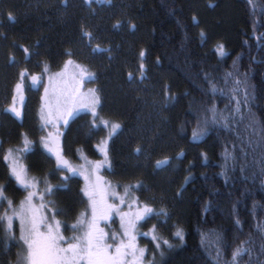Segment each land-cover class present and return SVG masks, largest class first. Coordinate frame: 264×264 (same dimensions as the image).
<instances>
[{
	"label": "trees",
	"instance_id": "1",
	"mask_svg": "<svg viewBox=\"0 0 264 264\" xmlns=\"http://www.w3.org/2000/svg\"><path fill=\"white\" fill-rule=\"evenodd\" d=\"M70 59L94 72L102 99L99 118L120 128L109 138L110 126L94 129L92 114L79 113L63 133V158L73 168L70 160L81 155L99 161L106 142L105 170L119 196L125 187L142 185L129 187L125 203L115 199V205L137 211V205L147 204L168 213L137 224L142 264H215L217 237L220 264L249 238L251 256L244 255L240 264H264V142L256 143L264 137V0H0V185L14 203L26 196L4 157L8 147L29 138L30 150L21 149L23 161L40 189L53 187L51 195L44 192L43 210H56L52 217L67 237L80 229L71 225L91 221L84 177L57 170L54 155L41 147L38 112L47 72ZM32 76L40 77L39 83ZM19 83L25 101L21 119L6 111ZM237 100L243 120L230 127L205 125L209 108L227 114ZM250 120L255 131L247 128ZM5 211L10 215L7 203L0 205V215ZM118 216L111 213L99 228L114 230ZM177 228L182 240L173 235ZM13 235L9 240L0 225V264H17L25 250L15 220ZM161 239L173 247L157 248Z\"/></svg>",
	"mask_w": 264,
	"mask_h": 264
},
{
	"label": "snow or ice",
	"instance_id": "2",
	"mask_svg": "<svg viewBox=\"0 0 264 264\" xmlns=\"http://www.w3.org/2000/svg\"><path fill=\"white\" fill-rule=\"evenodd\" d=\"M86 2L90 4L91 0H86ZM97 2L110 3L111 0H97ZM9 19H14V16L11 13H9ZM193 19H195V17ZM85 35L90 36V33L85 32ZM217 51L221 55H224L223 45H218ZM141 56H144L143 52L141 53ZM71 63V61H68V64ZM141 68H143V65H141ZM46 70L47 69L45 68V71ZM25 74L26 72L20 73L21 77H23ZM80 75L81 77H83L90 74L85 73L84 70L81 69ZM141 78L143 79V77ZM32 81L33 83H39L40 77L32 76ZM235 83L239 85L241 81H235ZM20 87V84L16 85L17 92H19ZM211 87L213 90V94H215L218 90L215 88V85H211ZM236 91V88L232 89L233 93ZM47 93L48 90L45 89L46 96ZM248 95V92L245 90V104L248 102ZM15 100L16 98L13 97V104L10 108L6 109V111L14 113L19 117L21 115V112L17 109ZM99 107H102V104L100 98L96 95L95 90H89L87 96L85 97L82 93L79 92L78 87H72L71 89H68L65 92L61 93V98L57 100L55 115H53L52 106L49 105L47 100H45V105L41 109L42 119L45 120V123L42 127H46L49 124L55 126L59 122L67 125V117H71L73 113L79 108H86L94 118L92 121V128H99L101 125H103L104 127L110 126L111 133L109 138H111V135L116 134L117 130L120 128V125H110L109 121L100 119L99 113L97 112V108ZM225 111L227 112V114H225V112L218 111L215 106L209 108L208 112L210 113V116L205 117V125L212 123L222 124L225 127H230L231 121L244 119V117L241 115L239 100L236 101V107L232 109V111L228 112L227 109ZM97 120H99V124L96 123ZM247 128L255 131V121L250 120ZM197 135L198 133L194 131L193 138L195 139ZM199 135H203V133H200ZM42 142L45 144V147H48V144L53 141L47 140ZM261 142H264V137L261 138V141L256 143L257 145H259ZM29 143L30 142L27 140V138H25L24 151L30 150V148L28 147ZM252 143L253 141L249 140V144L251 145ZM48 150L55 157L56 167L58 171H67L72 174H83L81 169L73 168L69 164V162L63 158L62 151L59 148H49ZM101 151L104 153L105 157H107V149L101 148ZM136 151L139 152L140 149H137ZM182 155L183 153H180V156ZM227 158L228 157L226 156V159ZM232 159H235V157H232ZM4 160L9 162L8 166L10 169V176L14 178L17 184H19L28 193L25 199L21 201L19 207H13V202L9 200L5 194L4 186L0 185V205H2L3 203H7L9 209L11 210V215H9L7 211H5L3 215H0V225H4V231L7 233V237L9 240L14 239V220H18L20 223V239L25 247V250L23 253L18 254L17 264H142L145 249L137 247L135 235L136 223L144 220L150 215H168L165 209H161L159 212H155L154 209L149 207L147 204H144L142 207L137 205L138 210L135 213H121L120 207L107 203V196L111 195L113 199H118L121 205L125 203V198L123 196H119L114 191L110 193L107 192L103 187L100 186V178L97 177L94 184L86 186L83 190L84 195L87 196L90 201L92 219L88 222H85L83 219H81L77 224L71 225L74 230L78 227H84L86 230L84 231L82 236H73L72 241L74 242L69 243L62 235L59 234V221H55V225L47 223L46 218L42 212V209L46 207L43 203L44 196H38V193L36 191H29V189L37 188V181L35 180V178L30 179L27 176L26 170L17 163L12 149L8 150V154L4 157ZM167 162V159H165L164 161H157V166H161L163 164H166ZM103 163H107V159H105ZM86 164L89 168L94 169H99L102 166L101 162H95L93 164L92 162L86 161ZM262 173H264V168H262ZM62 179L66 181L69 179V177L65 176ZM87 179L88 177L85 176V180ZM56 187L63 188L64 185L61 184ZM129 187L140 188L142 187V185L136 184L125 187V195L128 194ZM44 192L48 195H51L53 193V187L46 186ZM37 196L41 201L39 207L33 204V199ZM49 203L51 204L53 202L49 201ZM129 207H131V205H129ZM51 211L54 217L56 215V210L52 209ZM113 212L120 214L124 238L121 239L119 237L113 236V239H118L119 243L110 245L105 242L108 238L107 233H105L103 229L99 228L98 225L99 221H106L109 218L110 214ZM236 223L239 224V220H237ZM42 227L46 228V232L41 231ZM258 228H260L259 225ZM261 231H264V228H261ZM153 232H155V226L153 227ZM173 235L180 238L181 240L183 239V231L179 228H177L176 232ZM152 239L156 241L157 237L153 235ZM61 242L66 243L67 247H62ZM219 242V237H217V242L213 245L216 250L215 264H220L221 249L219 247ZM161 243L163 245H166L168 248L173 247V245H171L169 241L165 239H161L156 243L155 246L157 248H160ZM251 243L252 240L251 238H249L248 240L242 241L239 245L232 247L231 260L225 261V264H240V261L242 260L244 255L247 254L251 256L252 248L249 246L251 245ZM113 248L114 251H112ZM262 251H264V246H262ZM161 255H163V252H161ZM129 258H131V261H129Z\"/></svg>",
	"mask_w": 264,
	"mask_h": 264
},
{
	"label": "rangeland",
	"instance_id": "3",
	"mask_svg": "<svg viewBox=\"0 0 264 264\" xmlns=\"http://www.w3.org/2000/svg\"><path fill=\"white\" fill-rule=\"evenodd\" d=\"M71 64H65L61 67H59L58 69H49V71L47 72V78L46 81L44 83V88H43V102L41 105V109L44 107L45 105V100H47V102L49 103V105L52 106L53 109V115H55L56 113V104H57V100L59 98H61V93L65 92L68 89H71L72 87H78L79 88V92L82 93L85 97L87 96L89 90H95L96 95L100 98V101H102L101 99V95L98 92V90L95 88L92 80L94 78V72L86 65L82 64V63H78L75 61H71ZM81 69L84 70L85 73L90 74V75H85L83 77H81L80 75V71ZM20 84V83H19ZM16 89V86H15ZM45 89L48 90L47 96L45 95ZM17 92V91H16ZM23 92V88L22 86L20 87L19 93ZM100 108V107H99ZM99 108H97V112L99 111ZM40 109V110H41ZM47 111V110H45ZM82 112H89L86 108H79L77 111H75L73 113V115L71 117H67L68 119V123L67 125H64L62 122L57 123L55 126L49 124L46 127H42L43 131H42V136H44L42 141H47V140H52L53 142H50L48 144V147H45V144L41 141V147L48 152L49 154H52L51 152H49V148H59L61 150V145H62V138H63V133L66 130L70 120L78 115L79 113ZM2 113L0 111V119H1ZM38 116L40 118V125L43 126L45 123V120L42 119V113L41 111L38 112ZM47 118V117H46ZM119 124V123H116ZM120 125V124H119ZM118 131V130H117ZM27 140L30 142L28 147L30 148L32 146V140H30L29 138H27ZM25 145L22 146H16V147H8L9 149L13 150V155L15 156L17 163L22 166L25 170H26V174L27 176L31 179V178H35V180L37 181L36 176L29 171V169L27 168V166L25 165L23 158H22V153H21V149L25 148ZM107 143L105 142L104 146L102 145L101 148H106ZM8 150L5 153V155L8 154ZM53 155V154H52ZM102 159L99 161H95V160H88L86 157H83L81 155V158L78 160H70V163L73 164L74 168H78L81 169V171L83 172V177H84V186H88L91 184H94L96 182L97 177L100 178L99 183L100 186L103 187L107 192H116L119 195V191H117L115 185L112 183V180L109 178V174L106 172L105 168L109 167L110 162L107 159V157H105L104 153L102 155ZM83 157V158H82ZM105 159H107V163H103L105 161ZM87 162H92L93 164L95 162H101L102 166L99 169H94V168H89L86 164ZM83 166V167H82ZM107 169V168H106ZM85 176L88 177L87 180H85ZM84 187V188H85ZM29 191H36L39 195H44V191L43 189L39 188V184L37 181V188L36 189H29ZM26 192V191H25ZM27 192H26V196H27ZM25 196V197H26ZM35 197L33 199V204H35L37 207H39L41 201L39 200V198ZM125 198V195H122ZM25 197L23 199H21V201H23L25 199ZM21 201H19L18 203H14L12 204L13 207H19ZM89 201V199H88ZM107 203L108 204H113L115 205V199H113L111 197V195L107 196ZM89 215L92 214L91 212V206H90V201H89ZM121 213H135L136 211L133 209V205H131V207H127L126 209H121ZM43 215L46 218V221L48 224H52L55 225V221H57L56 219H54L52 216V211H50V214L47 212V210H43ZM115 213V212H114ZM11 215V213H10ZM119 216V222L120 225L117 226L116 228H114V230H110L107 233V239H106V243L110 244V245H115L117 243H119L118 239H113V236L119 237L121 239H123V228H122V221L120 218V214H118ZM92 219V216H90ZM49 218V219H48ZM84 220V218H82ZM18 222L19 224V230H20V234H21V229H20V223L18 220H15ZM14 223V222H13ZM139 222L136 223V229H135V235H136V230H137V224ZM86 229L84 227H80L79 231L77 232L76 235L74 236H82L84 231ZM41 231H45L46 232V228H41ZM59 234L62 235L66 241H68L69 243L74 242L72 241V237H67L64 232L63 229L61 227V225L59 226ZM137 237V236H136ZM69 238V240L67 239ZM137 241V240H136ZM66 243L61 242V246L62 247H67ZM137 247L141 248L140 245L138 244V242H136ZM112 251H114V248L112 249ZM129 261H131V258H129Z\"/></svg>",
	"mask_w": 264,
	"mask_h": 264
},
{
	"label": "flooded vegetation",
	"instance_id": "4",
	"mask_svg": "<svg viewBox=\"0 0 264 264\" xmlns=\"http://www.w3.org/2000/svg\"><path fill=\"white\" fill-rule=\"evenodd\" d=\"M72 59L70 60H67L66 63H63L64 65L68 63V61H71ZM16 100H15V103H16V107L17 109L21 112V115L18 117L16 116L14 113H12L14 116H16L17 118H23L24 117V114H25V108H24V105H25V101H24V95H23V92L22 93H18L17 96H15ZM21 98H22V104H21ZM13 104V100L11 102L10 105L7 106V108H10Z\"/></svg>",
	"mask_w": 264,
	"mask_h": 264
},
{
	"label": "bare ground",
	"instance_id": "5",
	"mask_svg": "<svg viewBox=\"0 0 264 264\" xmlns=\"http://www.w3.org/2000/svg\"><path fill=\"white\" fill-rule=\"evenodd\" d=\"M19 60V59H18ZM101 134V133H100Z\"/></svg>",
	"mask_w": 264,
	"mask_h": 264
}]
</instances>
